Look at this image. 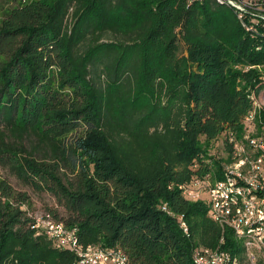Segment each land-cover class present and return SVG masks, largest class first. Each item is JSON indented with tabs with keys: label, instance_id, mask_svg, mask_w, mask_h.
I'll use <instances>...</instances> for the list:
<instances>
[{
	"label": "trees",
	"instance_id": "1",
	"mask_svg": "<svg viewBox=\"0 0 264 264\" xmlns=\"http://www.w3.org/2000/svg\"><path fill=\"white\" fill-rule=\"evenodd\" d=\"M262 89L264 37L216 0H0V166L55 195L66 217L50 212L83 244L121 247L129 264L242 254L180 186L221 178L230 158L213 142L242 138ZM256 122L261 133L264 110ZM29 201L0 177V264H79L38 234Z\"/></svg>",
	"mask_w": 264,
	"mask_h": 264
},
{
	"label": "built area",
	"instance_id": "2",
	"mask_svg": "<svg viewBox=\"0 0 264 264\" xmlns=\"http://www.w3.org/2000/svg\"><path fill=\"white\" fill-rule=\"evenodd\" d=\"M201 1L187 0L189 5ZM216 1L232 7L252 37H264V0ZM251 97L254 109L243 120L242 138L225 132L232 150L228 151L230 161L223 165L221 178L210 171L180 186L186 198L205 200L210 217L223 227L233 229L236 238L242 241L243 252L235 254L221 248L200 246L193 252L194 264H264V123L262 132L258 133L256 122L258 112L264 110V99L258 102ZM32 215L38 234L47 235L57 248L74 252L79 264H129L123 248L83 244L78 228L58 220L50 211ZM179 218L187 232L183 216Z\"/></svg>",
	"mask_w": 264,
	"mask_h": 264
},
{
	"label": "rangeland",
	"instance_id": "3",
	"mask_svg": "<svg viewBox=\"0 0 264 264\" xmlns=\"http://www.w3.org/2000/svg\"><path fill=\"white\" fill-rule=\"evenodd\" d=\"M70 18V17H69ZM185 50V47L182 45V51ZM255 101H260L264 99V89L258 94H252ZM226 136L225 132L218 139L213 142L210 153L215 158H226L228 156V148L226 145ZM0 177L7 178L13 187L17 191L27 192L30 196V201L27 205H24V208H27L30 213L41 215L48 211L55 210L62 217H66L65 209L60 204L58 198L50 192L47 191H38L33 187L23 183L17 176L9 173V171L0 166Z\"/></svg>",
	"mask_w": 264,
	"mask_h": 264
}]
</instances>
